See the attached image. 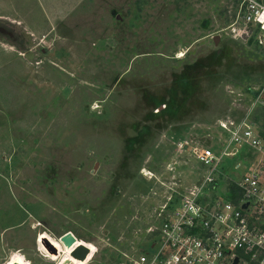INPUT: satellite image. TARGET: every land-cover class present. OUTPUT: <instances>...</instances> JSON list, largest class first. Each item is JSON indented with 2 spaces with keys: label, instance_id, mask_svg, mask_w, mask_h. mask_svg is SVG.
Listing matches in <instances>:
<instances>
[{
  "label": "rangeland",
  "instance_id": "obj_1",
  "mask_svg": "<svg viewBox=\"0 0 264 264\" xmlns=\"http://www.w3.org/2000/svg\"><path fill=\"white\" fill-rule=\"evenodd\" d=\"M237 1L0 0L33 33L0 43V264H120L201 184L187 143L216 149L264 85V43L222 30Z\"/></svg>",
  "mask_w": 264,
  "mask_h": 264
},
{
  "label": "built area",
  "instance_id": "obj_2",
  "mask_svg": "<svg viewBox=\"0 0 264 264\" xmlns=\"http://www.w3.org/2000/svg\"><path fill=\"white\" fill-rule=\"evenodd\" d=\"M229 13L222 29L229 38L264 43L261 0H238ZM259 105H264V85L240 117L218 122L223 137L216 149L187 143L188 153L205 167L201 184L188 187L175 202L169 198L149 237L120 264H264V114L256 111ZM227 157L234 158V169L244 171H223Z\"/></svg>",
  "mask_w": 264,
  "mask_h": 264
},
{
  "label": "flooded vegetation",
  "instance_id": "obj_3",
  "mask_svg": "<svg viewBox=\"0 0 264 264\" xmlns=\"http://www.w3.org/2000/svg\"><path fill=\"white\" fill-rule=\"evenodd\" d=\"M32 36L33 33L20 20L0 14V43H10L11 47L28 52L32 47Z\"/></svg>",
  "mask_w": 264,
  "mask_h": 264
},
{
  "label": "water",
  "instance_id": "obj_4",
  "mask_svg": "<svg viewBox=\"0 0 264 264\" xmlns=\"http://www.w3.org/2000/svg\"><path fill=\"white\" fill-rule=\"evenodd\" d=\"M214 42L216 43L219 40V35H215L213 37ZM245 206V205H244ZM59 240L63 243V245L70 249L71 256L80 259L85 260L87 255L89 254L90 250L89 248L84 244H76V236L71 231H66L62 235H60ZM48 243V242H47ZM53 251H56L53 245L48 243ZM234 262H237V259L234 260ZM59 264H72L71 260L68 258L63 259Z\"/></svg>",
  "mask_w": 264,
  "mask_h": 264
},
{
  "label": "bare ground",
  "instance_id": "obj_5",
  "mask_svg": "<svg viewBox=\"0 0 264 264\" xmlns=\"http://www.w3.org/2000/svg\"><path fill=\"white\" fill-rule=\"evenodd\" d=\"M58 239H59V238H58ZM59 241H60V240H59ZM43 242L46 243L47 247H49L50 250H51L52 252H56V251H57L56 244L53 245L50 241H46V240H43ZM47 242L50 243L51 245H53L54 248L56 249V251H53L52 248H51V246H50ZM60 242H61V241H60ZM61 243H62V242H61ZM76 243H77V240H76ZM76 243H75L74 245H76ZM62 244H63V243H62ZM66 258L70 259L69 257H66ZM64 259H65V258H64ZM62 260H63V259H61V260H60L59 262H57L56 264H59ZM70 260H71V263H72V264H80V262H77V261L74 260V259H70ZM51 261H53V260H51Z\"/></svg>",
  "mask_w": 264,
  "mask_h": 264
},
{
  "label": "crops",
  "instance_id": "obj_6",
  "mask_svg": "<svg viewBox=\"0 0 264 264\" xmlns=\"http://www.w3.org/2000/svg\"><path fill=\"white\" fill-rule=\"evenodd\" d=\"M59 4V3H58ZM23 6V5H22ZM27 5H25V7H26ZM26 15H28V13L26 14Z\"/></svg>",
  "mask_w": 264,
  "mask_h": 264
},
{
  "label": "trees",
  "instance_id": "obj_7",
  "mask_svg": "<svg viewBox=\"0 0 264 264\" xmlns=\"http://www.w3.org/2000/svg\"><path fill=\"white\" fill-rule=\"evenodd\" d=\"M264 3V0H261Z\"/></svg>",
  "mask_w": 264,
  "mask_h": 264
}]
</instances>
